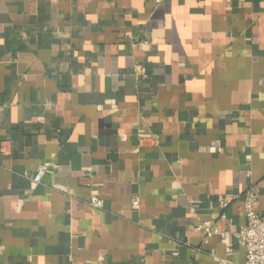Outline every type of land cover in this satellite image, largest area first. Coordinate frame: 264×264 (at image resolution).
<instances>
[{
	"label": "crops",
	"instance_id": "crops-1",
	"mask_svg": "<svg viewBox=\"0 0 264 264\" xmlns=\"http://www.w3.org/2000/svg\"><path fill=\"white\" fill-rule=\"evenodd\" d=\"M249 192L264 0H0V264H243Z\"/></svg>",
	"mask_w": 264,
	"mask_h": 264
},
{
	"label": "built area",
	"instance_id": "built-area-1",
	"mask_svg": "<svg viewBox=\"0 0 264 264\" xmlns=\"http://www.w3.org/2000/svg\"><path fill=\"white\" fill-rule=\"evenodd\" d=\"M44 171H37L32 176V180L38 183ZM90 203L93 206L100 205L97 197L91 198ZM137 204V198L133 199L132 205L136 206ZM256 205V196L253 192H249L245 198L243 207L245 222L237 232L233 233L237 242L245 247V260L243 264H264V213L259 215L256 212ZM222 206L226 207L227 203L222 202ZM196 229L204 231L208 236L219 233L218 228L209 221L199 223Z\"/></svg>",
	"mask_w": 264,
	"mask_h": 264
}]
</instances>
